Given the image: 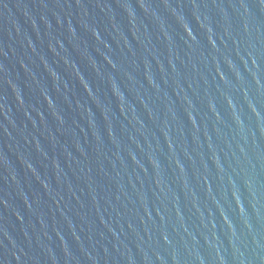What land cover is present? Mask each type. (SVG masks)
<instances>
[{
	"label": "water",
	"instance_id": "water-1",
	"mask_svg": "<svg viewBox=\"0 0 264 264\" xmlns=\"http://www.w3.org/2000/svg\"><path fill=\"white\" fill-rule=\"evenodd\" d=\"M0 264H264V0H0Z\"/></svg>",
	"mask_w": 264,
	"mask_h": 264
}]
</instances>
